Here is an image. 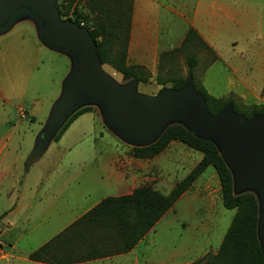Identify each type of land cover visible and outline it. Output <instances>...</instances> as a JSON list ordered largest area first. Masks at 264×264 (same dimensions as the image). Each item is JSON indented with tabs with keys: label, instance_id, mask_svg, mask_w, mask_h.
Returning a JSON list of instances; mask_svg holds the SVG:
<instances>
[{
	"label": "rangeland",
	"instance_id": "1",
	"mask_svg": "<svg viewBox=\"0 0 264 264\" xmlns=\"http://www.w3.org/2000/svg\"><path fill=\"white\" fill-rule=\"evenodd\" d=\"M156 1L164 6L158 15L161 39L160 45L154 46L156 32L152 29L147 33L149 46L142 66L149 74L148 81L127 78L103 65L118 83L134 82L138 93L155 96L161 89L171 88L173 78L181 77L184 82L191 80L193 86H204L215 97L226 98L232 93L242 104H264V0H214L220 6L217 12H211L205 5L213 0H200V10L193 23L217 60L209 63L211 52L197 47L198 64L192 72L186 64L187 52L167 56L161 53L178 47L189 28L175 11L185 13V18L191 21L197 0ZM61 2L56 0L58 9ZM63 11L65 16L60 15L61 18L72 19L77 11L88 14L83 1L74 6V11L73 8ZM152 14L155 19L157 14L153 11ZM22 17L25 15L10 24L8 28L14 26L9 31L6 32L8 28L0 31L3 89L0 137L10 131L12 135L1 158L8 159L13 175V179L10 174L5 175L0 183V215L14 203L20 206L18 215L14 216L16 228L0 240L17 241V249L25 254L68 225L76 211H86L106 196L128 193L139 185H150L167 194L202 154L182 142L172 141L153 158H134L131 154L134 145L107 128L96 103L84 102L57 129L45 151L28 162L27 155L30 156L36 136L45 125L50 105L60 93L71 60L65 54L45 48L36 36L34 22L28 18L21 20ZM165 29L172 30L170 38L167 30L162 35ZM127 64L131 63L127 61ZM82 108L89 111L65 130L67 120ZM31 112L34 116H29ZM178 122L173 118L165 125ZM112 171L123 174L124 188L109 179ZM17 178L19 183L15 181ZM25 180L27 185L34 184L27 191L28 198L13 201L16 192L12 183L19 189ZM192 189L194 193L189 200ZM233 192H250L258 202L261 199L253 184L237 187L233 180ZM176 209L153 226L134 249L133 257H122L120 263L135 264L138 259V264H189L201 260L208 252H216L234 210L222 205L219 180L212 166L196 179ZM42 219L46 221L41 223ZM4 222L3 216L0 229Z\"/></svg>",
	"mask_w": 264,
	"mask_h": 264
},
{
	"label": "trees",
	"instance_id": "2",
	"mask_svg": "<svg viewBox=\"0 0 264 264\" xmlns=\"http://www.w3.org/2000/svg\"><path fill=\"white\" fill-rule=\"evenodd\" d=\"M80 1H83L88 14L77 11L72 19L88 29L96 44L100 63L127 78L147 82L149 74L142 65L127 64L133 0H62L59 14L65 16L63 9L73 8L74 11V6ZM200 46L211 52L209 63L217 60V56L192 27L188 28L178 47L163 51L161 56L187 52L186 64L189 72H192L198 64L195 50ZM172 80V88L180 89L184 84L181 77ZM194 88L203 94L208 110L213 115L229 102L235 112L242 113L247 119L264 111V104H242L232 93L221 98L209 94L202 85L195 84ZM88 111L89 108H82L75 112L64 124L65 130ZM172 141L182 142L201 152L202 157L167 194L150 185H139L130 193L106 196L33 250L28 258L48 264H72L126 253L144 238L205 169L212 166L220 184L221 203L226 209L234 210V214L217 251L205 254L201 259L203 264H264L257 239L258 201L250 192L233 193L231 171L211 140L196 136L181 123H174L168 125L154 142L132 147L131 154L134 158L150 159ZM5 214L0 215V218ZM201 260L189 264H198Z\"/></svg>",
	"mask_w": 264,
	"mask_h": 264
},
{
	"label": "water",
	"instance_id": "3",
	"mask_svg": "<svg viewBox=\"0 0 264 264\" xmlns=\"http://www.w3.org/2000/svg\"><path fill=\"white\" fill-rule=\"evenodd\" d=\"M20 15L34 22L45 46L71 60L28 162L45 151L57 129L84 102L96 103L107 128L134 146L154 142L168 126L167 121L178 119L196 136L216 145L237 187L257 186L261 198L257 239L264 256V111L247 119L229 102L213 115L191 80L180 89H161L155 96L138 93L134 82L120 84L103 68L88 29L61 18L56 0H0V31Z\"/></svg>",
	"mask_w": 264,
	"mask_h": 264
},
{
	"label": "crops",
	"instance_id": "4",
	"mask_svg": "<svg viewBox=\"0 0 264 264\" xmlns=\"http://www.w3.org/2000/svg\"><path fill=\"white\" fill-rule=\"evenodd\" d=\"M199 4L201 5L200 0H197L195 8L192 10V19H191V21L190 20L188 21V19L185 18V13H180V12L175 11V15H178L179 17L184 19L185 23L189 27H192L195 30H197L198 33H199V36H201V38H202V36H203L202 33L195 27V25L193 23L195 21V18L197 16L199 10H200ZM205 5H207V9L210 10L211 12H214V10H215V12L220 11V6L219 5L216 6L214 0L205 3ZM160 8H164V6L160 2H157L156 0H133V10H132V18H131V30H130L128 48H127V61H129L131 64L145 65V62L143 61V58H144V56H145V54L147 52V46H149L148 45L147 33L149 31H151L152 29H154V32H156V35H157L156 38L154 39V46L160 45L161 30H160V34H159L160 17L158 16L160 14V12H161ZM169 10L173 12V10L171 8ZM152 11L157 14L156 16H154L155 19L152 18V16H153ZM23 19H25V18H21V20H23ZM18 21H20V20H18ZM14 24H16V22ZM12 27L8 28L6 30V32L9 31ZM34 28H35V31H36L35 25H34ZM166 30L168 32V37L170 38L172 36L170 34V32L172 30H170V29H165L162 32V35H166ZM185 32H186V30H185ZM36 36H37V32H36ZM39 42L45 48H47V49H49L51 51H54L56 53H59V52H57L55 50H52V49L48 48L47 46H45L40 40H39ZM166 44H170V43H166ZM69 70H70V68H69ZM69 70L67 71L66 75L68 74ZM65 76H64V78H65ZM2 90L3 89L0 86V94H3ZM33 108H32V112L34 110ZM21 110H23V108H21ZM32 112L30 113L31 115H29V116H34V113H32ZM26 117H27V114H26ZM10 130H12V129H10ZM11 137H12L11 131L7 135L0 137V183H1L2 179H3V177H5V175H9L10 174V177H12V179H13V175H11V173H12L11 165L9 164L8 159H6L5 157L1 158L3 153L6 151V149L8 147V144H9L8 142L11 139ZM27 157H28V155H27ZM48 175H50V173H48ZM108 177H109V179L113 180L114 183L123 185L122 187L124 188L126 179L124 178L122 173H117V172L114 173L112 171L111 174H109ZM108 177H107V179H108ZM18 178L15 179V181L19 183ZM20 182H21V180H20ZM37 183H38V178H36V180L34 182L35 186H37ZM34 184L27 185V182L25 180L23 182V184L20 185L19 189L17 188L18 189L17 190L15 185H14V182H13L12 183V188L16 192V195H15V198L13 199V201L14 200L18 201V200L27 199L28 198L27 197V191H29L30 186H32ZM190 187H189V189H190ZM189 189H187L175 201V203L172 205V207L161 217V219L163 217H168L171 213H174L177 210L176 207H177L178 203L182 199H184V197H186V195H188ZM193 190L194 189L190 190L191 191V195H190L189 200H192L191 196H193L192 195L194 193ZM130 192H128V193H130ZM124 194H126V193H124ZM119 195H122V194H119ZM19 208H20V206L16 205V203H14L11 206V208L8 209V211H6V214L4 215V221L5 222L2 224L4 227L0 229V239L2 238V236L7 234L9 231H12V230H14L16 228L17 219H14V216L18 215ZM71 209H72V206H71ZM88 210H86V211H88ZM86 211H76L74 213L70 223H68V225L73 223L76 219H78ZM27 219L28 218L26 217V221H27ZM45 221H46V219H42V221H40V222L42 223V222H45ZM159 221L154 225V227L156 225H158ZM68 225L63 227L58 232L54 233V235H52L51 237H48L45 241L40 243L38 245V247H40L41 245H43L44 243L49 241L51 238H53L55 235H57L59 232H61ZM154 227H152V229ZM148 233L144 236L143 239H145L147 237ZM141 241H139L137 243V245H135V247H133L130 251H128L126 253L116 254V255H112V256H108V257H103V258H98V259H93V260H88V261H82V262H77V263H72V264H121L119 259L122 258V257H125V256L133 257L135 255L134 254V249H136V247L138 246L139 243H141ZM33 250H35V249H33ZM32 251L26 252L25 254H21L19 252V250L17 249V241H11L10 240V243H7V242L5 243L4 241L1 242V240H0V264H48V263H43V262H37V261L30 260L28 258V255ZM130 264H133V263H130ZM135 264H138V259H136Z\"/></svg>",
	"mask_w": 264,
	"mask_h": 264
},
{
	"label": "built area",
	"instance_id": "5",
	"mask_svg": "<svg viewBox=\"0 0 264 264\" xmlns=\"http://www.w3.org/2000/svg\"><path fill=\"white\" fill-rule=\"evenodd\" d=\"M80 25H82V24H80Z\"/></svg>",
	"mask_w": 264,
	"mask_h": 264
}]
</instances>
